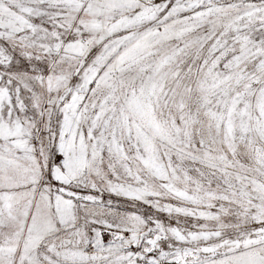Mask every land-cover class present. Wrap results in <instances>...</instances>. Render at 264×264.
<instances>
[{
    "label": "snow or ice",
    "instance_id": "snow-or-ice-1",
    "mask_svg": "<svg viewBox=\"0 0 264 264\" xmlns=\"http://www.w3.org/2000/svg\"><path fill=\"white\" fill-rule=\"evenodd\" d=\"M0 264H264V0H0Z\"/></svg>",
    "mask_w": 264,
    "mask_h": 264
}]
</instances>
